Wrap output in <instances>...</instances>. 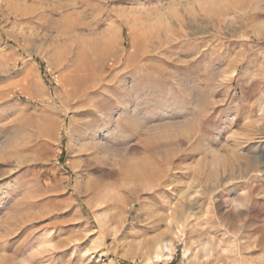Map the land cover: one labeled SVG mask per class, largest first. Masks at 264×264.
<instances>
[{
  "label": "rangeland",
  "instance_id": "1",
  "mask_svg": "<svg viewBox=\"0 0 264 264\" xmlns=\"http://www.w3.org/2000/svg\"><path fill=\"white\" fill-rule=\"evenodd\" d=\"M159 233L153 264H264V0H0V264Z\"/></svg>",
  "mask_w": 264,
  "mask_h": 264
},
{
  "label": "bare ground",
  "instance_id": "2",
  "mask_svg": "<svg viewBox=\"0 0 264 264\" xmlns=\"http://www.w3.org/2000/svg\"><path fill=\"white\" fill-rule=\"evenodd\" d=\"M63 28V27H62ZM66 28V27H65ZM65 28L62 29V33H65ZM60 30V29H59ZM67 34V33H66ZM83 65V64H82ZM81 64H77L76 66H74L73 71L78 72V71H82L83 75L80 77H76L75 81H77L74 89H73V93L71 94V97L73 98H77L78 96H80L81 94H83L84 92L88 93V95L93 94L96 89L100 86V84L98 82L93 81L92 83H87L89 80L88 77L90 76V73L86 71V69L84 70L83 68H81ZM91 71V69H88ZM71 71V73L73 72ZM93 71V70H92ZM90 78V77H89ZM72 79H74L73 77L68 79L67 82L72 84ZM78 79V80H77ZM71 81V82H70ZM75 83V82H74ZM85 124V123H84ZM82 124V125H84ZM84 127V126H83ZM86 127V124H85ZM84 127V128H85ZM87 128V127H86ZM80 147H82L83 151L89 150L90 144L87 141V136L83 135L82 138L80 139ZM80 162L84 165V166H89L84 159H80ZM138 173V172H137ZM246 203V202H245ZM188 215H186L185 217H187ZM188 218V217H187ZM99 219V222H101V219ZM186 219V218H185ZM181 224V223H180ZM104 225V224H103ZM175 231H169V235H171V237H177L178 234H180L182 232V228L181 226L179 227V225L175 226L174 228ZM183 233V232H182ZM150 242V247H151V252L149 253V255H147L146 257L142 258L141 262L143 264H153V263H159V262H167L172 258V254H173V242H172V238L171 239H164V234L163 233H159L155 236H152L149 240ZM189 250L185 249L184 250V256H187ZM39 254V253H38ZM37 256V255H36ZM40 257V256H39ZM2 259V258H1ZM6 260V259H5ZM9 262H13L12 264H17L15 263L14 259H7ZM35 260V255H30L29 257H27L26 259H24L21 264H31V262ZM1 261V260H0ZM2 262V261H1ZM5 262V261H3ZM4 264V263H3Z\"/></svg>",
  "mask_w": 264,
  "mask_h": 264
},
{
  "label": "built area",
  "instance_id": "3",
  "mask_svg": "<svg viewBox=\"0 0 264 264\" xmlns=\"http://www.w3.org/2000/svg\"><path fill=\"white\" fill-rule=\"evenodd\" d=\"M171 262V260H169V263Z\"/></svg>",
  "mask_w": 264,
  "mask_h": 264
},
{
  "label": "trees",
  "instance_id": "4",
  "mask_svg": "<svg viewBox=\"0 0 264 264\" xmlns=\"http://www.w3.org/2000/svg\"><path fill=\"white\" fill-rule=\"evenodd\" d=\"M123 264H128V263H123Z\"/></svg>",
  "mask_w": 264,
  "mask_h": 264
}]
</instances>
